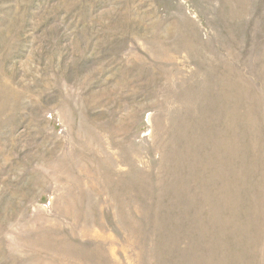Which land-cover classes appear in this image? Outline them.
Listing matches in <instances>:
<instances>
[{
    "label": "rangeland",
    "instance_id": "obj_1",
    "mask_svg": "<svg viewBox=\"0 0 264 264\" xmlns=\"http://www.w3.org/2000/svg\"><path fill=\"white\" fill-rule=\"evenodd\" d=\"M0 264H264V0H0Z\"/></svg>",
    "mask_w": 264,
    "mask_h": 264
}]
</instances>
